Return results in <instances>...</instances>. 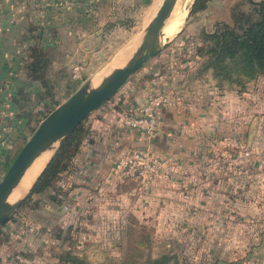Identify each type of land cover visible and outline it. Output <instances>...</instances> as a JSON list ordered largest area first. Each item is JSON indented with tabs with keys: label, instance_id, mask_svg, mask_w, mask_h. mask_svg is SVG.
<instances>
[{
	"label": "crops",
	"instance_id": "0c3cea01",
	"mask_svg": "<svg viewBox=\"0 0 264 264\" xmlns=\"http://www.w3.org/2000/svg\"><path fill=\"white\" fill-rule=\"evenodd\" d=\"M152 1L0 0V169L12 158L18 136L28 131L26 120L36 118L38 122L44 103L56 105L46 92L51 93L50 86L65 88L61 70L67 57L69 67L77 63L79 73H83L111 33L124 29L123 16H138L140 12L139 16L148 19L160 0L148 8ZM240 1L244 0H230L228 12L214 16V22L229 23V8ZM190 37L198 38V34ZM30 47L47 56L44 83L26 73ZM164 47L151 56L147 69L135 76L134 82L121 84L79 121L81 137L66 168L43 192L31 194L38 205L0 224V264H72L61 255L63 251L78 257L80 264L87 256L99 259L101 253V257L117 254L121 246L133 243L120 236V230L135 228L137 214L151 213L155 200L182 197L186 178L191 180L196 218L199 220L204 211L208 214L214 250L226 244L236 219L239 229L244 230L242 236L245 234L242 248L247 253L263 254L264 212L247 198L251 190L252 194L258 190L264 194V144L251 139L257 129L247 124L246 103L231 88L218 89L221 84L210 68H202L200 58L192 61L190 49L181 46L167 52L168 47ZM157 92L167 93L168 102L157 109V129L151 136L120 124L122 110ZM136 145H148L172 164L176 174H160L143 189H138L134 180H117L113 171L116 158ZM53 193L60 195L61 201L50 200L48 194ZM204 196L207 206L200 204ZM220 196L222 202L217 204ZM237 209L240 218H236ZM64 227L69 235L63 248H54L62 241L59 233ZM105 228L117 235L111 239L97 236L93 241L78 231ZM73 232L76 240L71 238ZM29 233L33 237L29 238ZM108 242L112 251L104 252ZM85 244L103 248L94 252Z\"/></svg>",
	"mask_w": 264,
	"mask_h": 264
},
{
	"label": "rangeland",
	"instance_id": "374dc122",
	"mask_svg": "<svg viewBox=\"0 0 264 264\" xmlns=\"http://www.w3.org/2000/svg\"><path fill=\"white\" fill-rule=\"evenodd\" d=\"M156 1L157 0H153L148 8H150L153 3H156ZM192 2L193 0H174L172 9L168 13L167 19L159 33L160 42L165 40L164 48L168 47L167 52L179 50L181 46H185L187 49H189L191 44L196 39L191 38L190 36L197 35L202 29H212L215 20L214 16H225V13L228 12V4L230 0H210L200 10H191ZM241 8L242 10H247L248 5L244 4L241 6ZM139 13L138 16H136V14L134 16H123V18L126 19L123 24L124 29L116 30L111 33V35L105 40L107 43L106 46H104L98 54L91 56L92 59L89 68L84 69L82 71L83 73L80 72L78 77L71 76L70 67L68 65L69 62L67 63L69 57H67L61 70L63 79L66 81L65 88L64 86L62 88L59 85L57 87L50 86V97H52L54 101H58L63 95H66L67 93L69 95L82 83L86 81L88 82V80L92 77L99 75V80L94 81V84H97L99 83L100 79L107 75L106 72L111 71L112 68L114 69L124 59V61H126L129 55L133 52L135 46H137L134 40L137 37L142 38L141 33L143 32V29L150 18L149 17L148 19H145V17L139 16ZM179 21L180 23L178 24ZM124 46L129 49L127 50ZM121 47L123 48L121 49ZM126 50L127 52H125ZM122 51L125 53L123 54ZM126 54H128L127 57ZM205 58L206 55L204 53L201 54L200 62H203ZM152 59L153 57H150L144 61L141 67L138 68L135 73L128 76L122 85H124L127 81L134 82L135 76L138 77L142 71L146 70L148 62ZM105 65L107 66L106 68H104ZM107 68H110L111 70ZM103 71L105 72L102 73ZM216 81L221 84L220 86H217L218 89L229 87L232 89V92L235 93V95L238 96L239 93L242 95V102L246 103L247 124H254L255 129H257V132L255 134L253 133V138L251 139L257 143H262L263 145L264 73L256 74L249 79H244L243 84L241 85L225 78H221L220 80L217 79ZM235 105H239V102H236ZM27 133V131L24 133V135H26L25 139L29 135ZM22 143V139L19 141L16 140L15 148H12V156ZM52 145V151L48 157L56 150L58 141ZM231 152H233V150H231ZM261 152L264 153L263 150ZM227 153L228 155L232 156V154H229V151ZM48 157H46L44 161L40 162L45 163ZM219 157H222L221 154H219ZM33 163L30 173L34 171V168L36 169V166L39 164L37 162L33 165ZM6 165L0 169V175L4 171ZM170 166L171 169L168 171V173L171 172L176 174L177 171H175V168H173L172 164H170ZM30 173L28 174L29 176ZM182 174L188 176L189 173L182 172ZM31 176L28 182L20 188L19 191L25 188L22 194L16 196V198H22L26 194V190L32 183L31 182L28 184L30 181H32L33 176ZM185 183L186 185L183 187L184 193L182 197L177 198L178 202L177 200H174V198H169L167 201L157 199L155 200V204H153L154 209L151 213H146L143 215L140 213L137 214L135 228L120 230L119 235L129 237L133 243L130 245L121 246L119 252L114 255H106V257H101V253L97 255L99 256V259H95L93 255L87 256L86 261H81V264H146L147 260L157 257L162 253L173 254L176 259V263L173 262V259H170L168 262L163 264H264V252L263 254L252 251L247 253L242 248V245L245 241V234L242 236L244 230L241 228L239 229L236 219H234L232 222V229L229 233L230 236L226 239L227 242L225 241L226 244L221 246L220 250H214V246L209 240L211 230L208 228V214L206 211H204V213L201 214L199 220L196 218L197 214L193 212L192 208L194 203L191 193L190 178H186ZM137 187L138 189H143L139 188L138 185ZM262 193L263 191L260 194V191L258 190L257 194H252L251 190L250 196L247 198L249 204L253 205L254 207L261 208V213L264 212V194ZM222 199L223 196L218 197L217 204H221ZM233 202H235L234 199ZM200 204L207 206L206 196L202 198ZM232 207L234 208L235 206L232 205ZM236 212H238V209ZM9 216L11 218H9V221H12V218H17L20 215L17 211H15L14 208L8 217ZM236 216V218H240V213H236ZM26 220H29L28 216ZM60 231L59 238L62 241L58 245L55 244L54 248L57 249L63 248L64 238L67 237L68 234V230L65 227L61 228ZM78 231L85 233L86 237L89 239H95L97 236L111 239V237L113 238V235H117V233L112 234V230L106 228L102 230L81 229ZM74 232L72 233L71 238L76 240V233ZM220 232L222 231L220 230ZM54 234H56V231ZM219 236L223 237V234H220ZM31 237H33L32 233H29V238ZM88 245L89 244H85L84 247L88 250L92 249L94 252H98V250L103 248V246L100 247L99 245L97 247L94 244ZM105 247L107 248H103L104 252L112 251V244L110 242H108ZM68 250L70 251V249ZM214 257L218 258V261L213 260ZM227 258L229 260H227Z\"/></svg>",
	"mask_w": 264,
	"mask_h": 264
},
{
	"label": "trees",
	"instance_id": "16d2710c",
	"mask_svg": "<svg viewBox=\"0 0 264 264\" xmlns=\"http://www.w3.org/2000/svg\"><path fill=\"white\" fill-rule=\"evenodd\" d=\"M207 1L193 0L191 10L202 9ZM244 4L248 5L247 10H242L241 6ZM229 15L231 17L230 23L216 21L212 29L200 30L198 38L194 40L189 49L194 54L192 61L198 60L203 53L206 55L205 60L200 62V65L205 69L210 68L211 74L216 80L225 78L241 85L244 79L264 73V0L236 2L230 6ZM26 58L24 67L27 75L44 83L43 73L47 61L46 54L37 52L35 47H30ZM217 84L220 85L219 82ZM46 94L50 95V92H46ZM57 103L58 101H54V105ZM53 107L44 103L42 110H40L41 117ZM37 120L36 118L31 121L30 119L26 120L25 124L29 129L27 134L35 127ZM80 126L81 122L61 140L56 150L48 157L35 176L26 194L20 199L15 211L19 213L30 212L38 205V200L33 199L31 194L43 192L51 180L66 168L80 140ZM25 136L24 134L18 136V141L21 139L24 141ZM13 147L15 148V146ZM48 197L53 201H61V196L54 193L48 194ZM9 218L10 216L3 222ZM61 255L72 264H80L79 258L68 251L61 252ZM170 259L176 263L173 254L162 253L147 260L146 264H163Z\"/></svg>",
	"mask_w": 264,
	"mask_h": 264
},
{
	"label": "water",
	"instance_id": "95a60500",
	"mask_svg": "<svg viewBox=\"0 0 264 264\" xmlns=\"http://www.w3.org/2000/svg\"><path fill=\"white\" fill-rule=\"evenodd\" d=\"M173 3L174 0H160L141 33V41L126 61L116 66L96 85L88 86L87 81L82 83L39 119L0 175V223L8 217L21 199L17 198L12 203H7L6 200L33 157L49 144L56 141L59 144L80 120L103 104L130 74L165 44V40L158 43V35Z\"/></svg>",
	"mask_w": 264,
	"mask_h": 264
},
{
	"label": "built area",
	"instance_id": "2783aa9c",
	"mask_svg": "<svg viewBox=\"0 0 264 264\" xmlns=\"http://www.w3.org/2000/svg\"><path fill=\"white\" fill-rule=\"evenodd\" d=\"M70 72L72 77H78L79 65L72 64ZM167 102V93H153L132 108L122 110L119 122L122 126L134 128L149 137L157 129V109ZM170 169L169 162L153 153L148 145H136L116 158L113 171L117 180H134L139 188H144L156 176L168 173Z\"/></svg>",
	"mask_w": 264,
	"mask_h": 264
},
{
	"label": "bare ground",
	"instance_id": "6f19581e",
	"mask_svg": "<svg viewBox=\"0 0 264 264\" xmlns=\"http://www.w3.org/2000/svg\"><path fill=\"white\" fill-rule=\"evenodd\" d=\"M172 9V6H171V8L169 9V11L167 12V14H166V17H165V19H164V21H163V24H162V26H161V28H160V31H161V29H162V27H163V25H164V22L166 21V19H167V16H168V13L170 12V10ZM172 16V15H171ZM170 16V17H171ZM180 23V21L178 22V24ZM169 32V31H168ZM160 33V32H159ZM135 43L136 44H138L140 41H141V38H139V37H137L135 40ZM160 42V39H159V35H158V43ZM136 47V46H135ZM126 48V47H125ZM127 49V48H126ZM129 49V48H128ZM127 49V50H128ZM127 50L125 51V52H127ZM123 52V51H122ZM125 52H123V54L125 53ZM129 54V53H128ZM128 54H126V57L128 56ZM125 57V58H126ZM125 60V59H124ZM123 60V61H124ZM107 69H110V68H107ZM111 70V69H110ZM112 70H113V68H112ZM105 71H103L102 73H104ZM110 72V71H109ZM109 72H106V74H108ZM106 76H104L103 78H105ZM102 78V79H103ZM102 79H100V81L102 80ZM99 80V75H97V76H95V77H92L91 79H89L88 80V82H89V84H88V86H94V85H96V84H94V81H98ZM99 81V82H100ZM53 143H51V144H49L48 146H46L45 148H43V149H41L34 157H33V159L30 161V163L27 165V167L24 169V171H23V173H22V175L20 176V178L18 179V181L16 182V184L12 187V189H11V191L9 192V194H8V196H7V203H12L13 201H15L17 198H15V196H16V194L19 192V190H20V188L25 184V183H27L28 182V180L30 179V176L32 175L33 176V178H32V180L35 178V176L39 173V171L41 170V168L43 167V165L45 164V163H41L40 161H44L45 160V158L46 157H48V155L51 153V151H52V147H53V145H52ZM46 154V155H45ZM34 162V163H33ZM39 163L37 166H36V169L34 168V171H32L31 173H30V176L28 175V176H26V174H27V170L29 169V167H30V165L33 163V165L35 164V163ZM31 176V177H32ZM9 201H12V202H9Z\"/></svg>",
	"mask_w": 264,
	"mask_h": 264
}]
</instances>
